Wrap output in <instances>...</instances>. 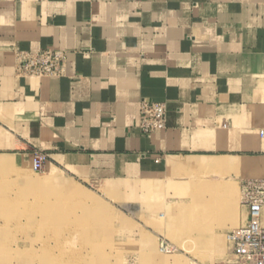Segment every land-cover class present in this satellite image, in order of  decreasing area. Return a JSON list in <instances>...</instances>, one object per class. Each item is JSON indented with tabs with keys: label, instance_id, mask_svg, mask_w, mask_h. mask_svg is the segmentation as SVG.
Segmentation results:
<instances>
[{
	"label": "crops",
	"instance_id": "0c3cea01",
	"mask_svg": "<svg viewBox=\"0 0 264 264\" xmlns=\"http://www.w3.org/2000/svg\"><path fill=\"white\" fill-rule=\"evenodd\" d=\"M45 48L66 51L64 74H18L19 51ZM142 100L168 106L150 136ZM35 150L49 171L138 182L142 198L208 180L220 203L197 220L235 225L236 187L213 181L264 177V0H0V159Z\"/></svg>",
	"mask_w": 264,
	"mask_h": 264
},
{
	"label": "rangeland",
	"instance_id": "374dc122",
	"mask_svg": "<svg viewBox=\"0 0 264 264\" xmlns=\"http://www.w3.org/2000/svg\"><path fill=\"white\" fill-rule=\"evenodd\" d=\"M5 160L0 159V264H222L232 258L228 232L248 214L239 203L238 223L210 232L214 222H200L198 211L193 213L220 203L203 187L208 180L180 182L172 197L154 200L139 196L138 182H83L53 167L62 185L48 179V161L36 167L32 156L12 169ZM230 175L213 183L230 177L241 200L244 178ZM76 189L99 202L74 195Z\"/></svg>",
	"mask_w": 264,
	"mask_h": 264
},
{
	"label": "built area",
	"instance_id": "2783aa9c",
	"mask_svg": "<svg viewBox=\"0 0 264 264\" xmlns=\"http://www.w3.org/2000/svg\"><path fill=\"white\" fill-rule=\"evenodd\" d=\"M17 72L26 76H60L66 67V51L45 48L19 51ZM168 106L165 101L142 100L137 126L150 136L166 126ZM49 154L33 152L34 164L42 167ZM241 204L247 208L248 219L230 230L227 239L232 246V258L222 264H264V177H249L241 182Z\"/></svg>",
	"mask_w": 264,
	"mask_h": 264
},
{
	"label": "bare ground",
	"instance_id": "6f19581e",
	"mask_svg": "<svg viewBox=\"0 0 264 264\" xmlns=\"http://www.w3.org/2000/svg\"><path fill=\"white\" fill-rule=\"evenodd\" d=\"M5 166H8V167H12V166H18V165H20V163H22L21 161H20V159H6L5 161ZM48 177V179H56V180H60V181H62V185H64V181L60 178V175L57 173V170L56 169H53L52 171H51V173L47 176ZM41 183V182H40ZM74 191V195H76V196H79L80 195V197H83V198H86V199H88V200H90V201H96V202H99V201H97L92 195H90L89 193H87V192H85V191H83V190H80V189H76V190H73Z\"/></svg>",
	"mask_w": 264,
	"mask_h": 264
}]
</instances>
